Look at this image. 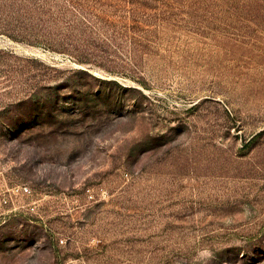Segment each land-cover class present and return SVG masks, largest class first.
Instances as JSON below:
<instances>
[{
  "label": "rangeland",
  "instance_id": "rangeland-1",
  "mask_svg": "<svg viewBox=\"0 0 264 264\" xmlns=\"http://www.w3.org/2000/svg\"><path fill=\"white\" fill-rule=\"evenodd\" d=\"M0 264H264V0H0Z\"/></svg>",
  "mask_w": 264,
  "mask_h": 264
},
{
  "label": "trees",
  "instance_id": "trees-1",
  "mask_svg": "<svg viewBox=\"0 0 264 264\" xmlns=\"http://www.w3.org/2000/svg\"><path fill=\"white\" fill-rule=\"evenodd\" d=\"M141 11V10H140ZM131 23H133V25L132 26H137L138 27V25H137V23H138V21H137V19L136 18H133V20H132V22ZM129 27V26H128Z\"/></svg>",
  "mask_w": 264,
  "mask_h": 264
}]
</instances>
